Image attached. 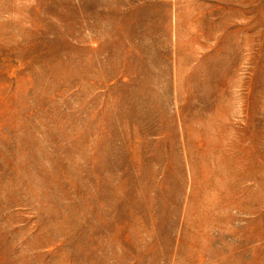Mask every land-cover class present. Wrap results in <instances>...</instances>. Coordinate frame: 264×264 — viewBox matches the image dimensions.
Returning a JSON list of instances; mask_svg holds the SVG:
<instances>
[{"label":"rangeland","instance_id":"rangeland-1","mask_svg":"<svg viewBox=\"0 0 264 264\" xmlns=\"http://www.w3.org/2000/svg\"><path fill=\"white\" fill-rule=\"evenodd\" d=\"M0 264H264V0H0Z\"/></svg>","mask_w":264,"mask_h":264}]
</instances>
